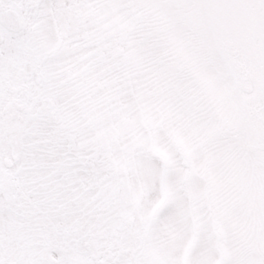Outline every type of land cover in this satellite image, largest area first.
I'll list each match as a JSON object with an SVG mask.
<instances>
[{"label": "snow or ice", "instance_id": "1", "mask_svg": "<svg viewBox=\"0 0 264 264\" xmlns=\"http://www.w3.org/2000/svg\"><path fill=\"white\" fill-rule=\"evenodd\" d=\"M0 264H264V0H0Z\"/></svg>", "mask_w": 264, "mask_h": 264}]
</instances>
